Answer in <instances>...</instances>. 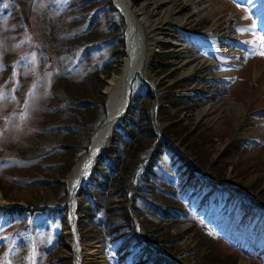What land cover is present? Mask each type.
Here are the masks:
<instances>
[{"label":"rangeland","instance_id":"obj_1","mask_svg":"<svg viewBox=\"0 0 264 264\" xmlns=\"http://www.w3.org/2000/svg\"><path fill=\"white\" fill-rule=\"evenodd\" d=\"M69 1L0 0V181L5 186L0 190L4 202L0 204V264H49L46 251L59 246L62 250L56 258L63 264L73 263L64 211L51 210L54 217L47 213L36 212L35 216L23 213L20 217L13 216L11 222L4 213L7 209L30 211L33 206L27 201L41 195L40 191L22 192L7 185L10 176L6 171L13 165L25 164L24 159L33 156L37 132L53 96L56 74L68 71L76 81L93 67L101 68L109 61L107 47H100L93 53L91 61L84 62L81 54L60 56L46 49L45 21L56 15L48 8L64 10ZM205 3L221 8L215 11V16L182 27L163 22V28H168L171 34L214 60L213 65L191 63L189 55L164 46L150 57L148 83L154 90V102L167 109L164 123L173 127L170 130L173 138L183 149L189 144L188 138L195 140L196 137L191 136L193 131L204 136L200 145L208 155L207 160H195L193 156V164L206 163L207 171L212 166L210 171L216 177L213 174L210 181L216 187L235 195L242 205L263 210L264 134L260 131L264 129V56L259 53L264 51V41L260 39L264 37V0H205ZM22 13L28 16L29 28ZM230 15H234L230 26L235 32L234 40H237L235 48L239 51L237 66L230 57L214 54L202 37L215 21L222 25ZM8 57L10 61L6 60ZM185 61L188 63L182 67ZM222 71L232 74L218 93L215 86H220L221 81L212 75ZM140 82L137 76L134 84L141 90ZM178 83L191 91L184 102L187 105L189 101L194 102H189L191 107L181 105L183 110L180 112L165 100L171 97L170 92L178 96L175 92L178 89L174 87ZM234 106H241V110ZM220 161L229 165L224 176ZM207 171L198 173L206 178ZM84 201L82 203L87 206ZM79 215L88 224L87 232L102 240L100 251L105 264H135V255L146 252L159 256L164 264H264V234L253 240L248 234L240 242L234 237L226 242L225 238L191 217L180 223H174V220L159 223L160 229L167 227L177 242L159 244V248H155L142 232L146 217H137L135 237L126 238V246L115 250V247L106 249L110 245L108 239L93 232L92 223L85 214ZM158 234L157 239L163 240L160 236L163 232ZM201 238H204L203 242H200ZM218 241L220 244L216 243ZM188 251L191 252L189 258ZM202 251L204 254H200Z\"/></svg>","mask_w":264,"mask_h":264},{"label":"trees","instance_id":"obj_2","mask_svg":"<svg viewBox=\"0 0 264 264\" xmlns=\"http://www.w3.org/2000/svg\"><path fill=\"white\" fill-rule=\"evenodd\" d=\"M48 9L56 13L45 21L43 35L48 51L60 56L81 54L82 62L91 61L100 47H107L110 54L103 67H93L79 80L75 81L68 71L56 74L53 96L37 132L33 156H27L25 164L13 165L6 171L10 176L6 183L8 181L7 185L15 190L41 192L37 198L27 201L30 206L66 200L68 192L63 181L86 152L92 132L105 118V83L115 71L114 66L120 65L125 57L124 18L109 0H70L64 10L58 11L52 6ZM6 60L10 61V57ZM139 78L143 89L133 86L131 121L127 128L115 133L114 140L108 138L102 147L92 167V182L82 194V200L89 205L81 203L79 208L94 230L108 239L110 245L106 249L122 248L126 246V238L135 237L137 217H146L142 232L155 248H159V244L177 242L167 227L160 229L159 223L170 220L180 223L192 216L205 221L217 218L214 230L224 236L264 230V209L242 205L235 195L216 187L210 181L215 175L210 171L212 166L207 171L208 164H193V156L195 160H207L208 155L200 145L203 135L193 131L191 136H195V140L188 138L189 144L183 149L173 138L170 131L173 127L166 126L161 132L169 142L156 140L151 121L152 90ZM174 87L184 89L180 83ZM169 94L171 97L165 100L176 111L183 110L181 105L186 108L193 103L184 102L189 98L187 91L179 92L178 96ZM166 111L158 108V124L166 120ZM222 165L224 176L229 165L226 162ZM201 168L207 171L206 178L197 174L203 172ZM3 184L0 181V190L5 189ZM4 195L7 197L5 192ZM36 212L54 217L49 209L21 212L7 209L4 213L11 222L13 216L20 217L23 213L35 216ZM208 225L213 226L212 220ZM161 232L163 240L160 241L157 235ZM203 241L201 238L200 242ZM61 250L59 246L46 251L49 264H63L56 258ZM190 256L188 251V258ZM136 261L164 264L159 256L150 252L136 255Z\"/></svg>","mask_w":264,"mask_h":264},{"label":"bare ground","instance_id":"obj_3","mask_svg":"<svg viewBox=\"0 0 264 264\" xmlns=\"http://www.w3.org/2000/svg\"><path fill=\"white\" fill-rule=\"evenodd\" d=\"M111 1L125 15L128 23V52L125 58L127 61L125 63V59L123 60V64L118 68L106 88L108 95L107 110L111 115L118 114L125 105L127 84L136 78V75L141 71H145L149 77L150 57L164 46H170L182 54L189 55L191 63H200L201 66L213 65V60L202 56L195 48L184 44L177 36L171 34L168 28H163V22H173L182 27L205 17L215 16V11L220 10L221 7L210 3L206 4L205 0ZM233 19L234 15L228 16L222 25L215 21L208 31L203 33L202 37L207 41V45L213 53H221L230 57L233 65L237 66L239 51L235 48V36L230 26ZM218 31L223 33L220 34ZM187 63L186 61L182 62V67ZM231 74V71H222L212 75L221 81L220 86H215L216 92H221V85L224 86L228 83ZM237 107L241 110V106ZM119 125V123L110 125L99 131L91 142L87 157L65 179L70 191L69 201L65 208L68 210L66 230L71 238L68 249L73 255V264H105L100 251V238L87 232L88 224L78 213L79 198L75 191L81 185L88 183L94 160L109 135ZM260 133L264 134V129ZM2 203L4 202L0 196V204Z\"/></svg>","mask_w":264,"mask_h":264},{"label":"water","instance_id":"obj_4","mask_svg":"<svg viewBox=\"0 0 264 264\" xmlns=\"http://www.w3.org/2000/svg\"><path fill=\"white\" fill-rule=\"evenodd\" d=\"M121 12V11H120ZM122 15H124L122 12H121ZM23 18H24V22L26 23V25L28 27H30V22H29V19L28 17L23 13ZM148 44V42L146 43ZM128 52V46H127V49H126V53ZM127 59H125V63H126ZM142 76L143 78L145 79L146 78V75H145V71H142ZM113 78V76H112ZM111 78V79H112ZM111 80H109L106 84V87H105V90H104V94L107 95V92H106V88L108 86V84L110 83ZM132 82H133V79L132 81H130L128 84H127V87H126V95H125V105L122 107V110L118 113V114H115L114 116L111 115L109 113V111L107 110L106 112V118L104 119L103 123L100 125V127L92 134V137H91V140H90V144L87 148V153L89 151V147L91 145V142L93 141V138L96 137V135L98 134L99 131L103 130L104 128L110 126V125H114V124H117V123H121L124 121V122H127V119H128V116H129V109H130V104H131V100H130V95H131V91H132ZM107 103L108 101L106 102V109H107ZM156 105H153V115H152V121L154 123V126H155V129H156V133L157 135L159 136V139L160 140H163L165 141V139L160 135V132L158 131V128L156 126V122H155V118H156ZM87 153L84 154L80 160L75 164V166L73 167L72 171L69 173V175L74 171V169L80 165V163L82 162V160H84L86 157H87ZM92 177V174H90L89 176V180L90 178ZM89 183V181H88ZM85 188V184L84 185H81L80 187H78L75 191V194L80 197L81 196V192L82 190ZM69 189V187H68ZM70 192V191H69ZM1 196V195H0ZM69 201V196H68V199L63 202V203H57V202H52L50 204H47V205H43V206H40V207H37V208H33V209H41V208H51V209H57V210H62V209H65V207L67 206V203ZM28 208V207H27ZM31 210H33L32 208H29Z\"/></svg>","mask_w":264,"mask_h":264},{"label":"snow or ice","instance_id":"obj_5","mask_svg":"<svg viewBox=\"0 0 264 264\" xmlns=\"http://www.w3.org/2000/svg\"><path fill=\"white\" fill-rule=\"evenodd\" d=\"M252 27H256V26L253 25ZM260 39H261L262 41H264V37H261ZM253 54H255V50H253ZM259 54L262 55V56H264V51H261Z\"/></svg>","mask_w":264,"mask_h":264}]
</instances>
